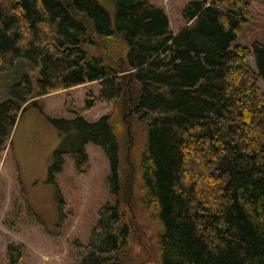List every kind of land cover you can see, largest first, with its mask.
I'll list each match as a JSON object with an SVG mask.
<instances>
[{
  "label": "trees",
  "instance_id": "trees-1",
  "mask_svg": "<svg viewBox=\"0 0 264 264\" xmlns=\"http://www.w3.org/2000/svg\"><path fill=\"white\" fill-rule=\"evenodd\" d=\"M0 0V74L22 59L38 70L0 103V153L34 96L98 83L97 102L121 101L146 130L140 161L145 195L160 224L162 264H264V42L236 46L251 16L247 0L188 3L176 35L148 0ZM264 6V0H262ZM121 42L123 53L106 51ZM252 56L255 71L246 64ZM62 156L80 170L85 146L109 164L113 205L100 208L79 264H127L130 228L117 197L124 190L118 140L110 118L50 119ZM17 264V249H7Z\"/></svg>",
  "mask_w": 264,
  "mask_h": 264
},
{
  "label": "rangeland",
  "instance_id": "rangeland-1",
  "mask_svg": "<svg viewBox=\"0 0 264 264\" xmlns=\"http://www.w3.org/2000/svg\"><path fill=\"white\" fill-rule=\"evenodd\" d=\"M162 9L169 30L176 35L187 26L182 17L184 7L202 0H148ZM251 16L235 40V45L250 48L252 42H264V6L262 0H247ZM113 19L112 0H103ZM123 46L113 40L106 51L115 58ZM247 66L255 71L252 56ZM32 85L38 70L29 71L18 59L0 74V103L9 98L11 87L23 79ZM100 86L89 83L46 96H37L19 114L9 144L0 153V264H9L7 249H17V264H79L81 247L89 239L100 208L113 205L106 180L109 164L103 151L85 146L87 163L76 169L69 156H62L59 172L49 180L54 164L53 152L59 137L50 119H73L80 115L88 122L108 116L118 140L121 181L124 190L117 199L129 224L127 264H162L159 251L161 224L153 211L143 203L145 189L140 174V161L146 147V130L127 112L121 101L97 102L87 107L85 100L96 97ZM262 91L264 87L261 86Z\"/></svg>",
  "mask_w": 264,
  "mask_h": 264
}]
</instances>
